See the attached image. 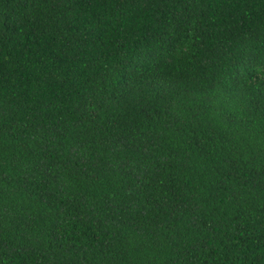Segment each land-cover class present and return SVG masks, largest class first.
<instances>
[{
	"label": "trees",
	"instance_id": "obj_1",
	"mask_svg": "<svg viewBox=\"0 0 264 264\" xmlns=\"http://www.w3.org/2000/svg\"><path fill=\"white\" fill-rule=\"evenodd\" d=\"M0 264H264V0H0Z\"/></svg>",
	"mask_w": 264,
	"mask_h": 264
}]
</instances>
